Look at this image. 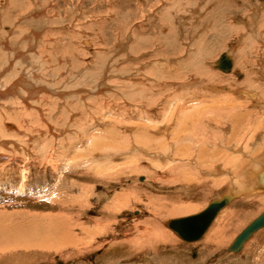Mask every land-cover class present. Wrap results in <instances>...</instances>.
I'll return each instance as SVG.
<instances>
[{
	"label": "rangeland",
	"instance_id": "374dc122",
	"mask_svg": "<svg viewBox=\"0 0 264 264\" xmlns=\"http://www.w3.org/2000/svg\"><path fill=\"white\" fill-rule=\"evenodd\" d=\"M37 9L40 13L35 14ZM32 32L38 35L24 37ZM0 38L5 40L0 43V71H16L15 61L13 69L7 68V55L21 63L18 92L7 100L28 95V88L40 82L36 87L50 90L46 97L53 102L44 105L46 115L39 119L37 110L28 112L27 104L15 100L14 114L0 119L5 140H0V232L8 238L29 231L20 243L26 240L27 245L0 241V264H264V229L239 254L226 252L264 212V192L258 197L239 194L200 241L186 243L167 227V221L200 213L213 200L237 191L232 184L242 178L234 175L237 169L224 165L229 159L239 161L241 168L246 162L248 170L258 154V160L264 159V148L252 141L255 149L249 145L248 152L246 146L223 140L231 132L218 129L213 121L217 113L207 111L211 97L224 94L240 101L239 90L248 89L237 84L244 83L247 74L258 76L263 68L264 0H0ZM43 42L49 47L47 58L40 57L44 54L39 46L34 48ZM27 51L29 58L22 56ZM225 53L234 58L243 77L213 67ZM161 78L169 92L161 97L158 87L152 88L140 98L162 102L157 107H167L172 124L167 131L141 133L147 126L161 125V118L131 117L138 103L134 96ZM191 88L207 93L208 100L194 99L186 111L206 112L201 124L213 122L214 145L208 150L219 151V157L201 168L190 163L194 178L183 184L177 177L184 166L208 145L199 142V131V137L208 134L201 136L200 125L190 126L192 117L186 121L169 112L170 106H177L176 99L191 100ZM39 100L35 95L34 103ZM178 120L185 126L182 130ZM7 122L18 130L8 128ZM4 129L11 134L4 135ZM191 133L198 143L194 138L178 141ZM186 207L193 211L173 215V209ZM230 214L234 219L224 234L206 244L218 221ZM61 216L73 226V243L51 250L38 247L50 245L42 240L47 236L42 224ZM31 226H39L40 234Z\"/></svg>",
	"mask_w": 264,
	"mask_h": 264
},
{
	"label": "bare ground",
	"instance_id": "6f19581e",
	"mask_svg": "<svg viewBox=\"0 0 264 264\" xmlns=\"http://www.w3.org/2000/svg\"><path fill=\"white\" fill-rule=\"evenodd\" d=\"M28 1V0H27ZM17 5V4H16ZM38 6V5H37ZM33 10V9H32ZM40 13L39 10H35V14H38ZM32 16V14H31ZM36 16L33 15V18H35ZM30 18V17H29ZM260 28V27H259ZM262 30V29H261ZM26 35V36H25ZM24 37H30L32 35H38L37 33H30V34H25ZM18 38V37H17ZM137 38V37H135ZM136 40V39H135ZM140 41V40H139ZM5 42V40L3 38H0V43L3 44ZM12 43V42H11ZM143 43H145V39L142 40L141 42H138V44L134 47L131 48V51H136L139 49V46ZM162 44V42H160ZM37 46H39V49H40V52L41 54H44L42 56H40L41 58L43 57H46L47 58V51L46 49L49 48L48 47V44H46V42L41 45H37L34 44V48H36ZM41 46V47H40ZM38 48V47H37ZM142 51V50H141ZM248 51V50H247ZM29 51H27L26 53H22V56H25L27 58H29L30 56L27 54ZM136 53V52H135ZM38 54V53H37ZM226 55H228L231 60H232V68L229 70V71H223V70H220L218 67H217V61H215L214 63V68L224 72V73H231L232 74H236L239 78L243 77V73H241L240 71H238V69H236L235 65H234V58L232 56H230L228 53H225ZM12 55H7V61H6V65H7V68L8 69H13V66H12V63L13 61L16 62L15 64V70L16 71H12L10 73V75H8V72L7 71H3V73L0 71V119L2 120H5L3 115H8L10 114L11 116L14 114V112H12V110H15L16 107L13 106V102L15 100H18L20 101V103L22 104H27L25 105L28 112H30L31 110H37L38 111V114L37 116L40 117L43 116L44 114L46 115L45 111L43 110L44 109V105L47 104V103H53L52 101H50V96L48 97L47 99V95L46 93H48V89H46V87L44 86H39V87H36L38 86V84L40 82H36V84H33L31 85V87H29V94L28 95H21L19 98L17 99H10V100H7L8 98L12 97L13 94H16L18 92V86L20 85V73H19V68L21 66V63H19L17 60H15L14 57H12ZM222 56V55H221ZM220 56V57H221ZM34 58V57H33ZM264 58V57H263ZM45 59V58H44ZM220 59V58H219ZM48 60V59H47ZM46 61V60H44ZM236 61V60H235ZM261 63V62H260ZM263 64V63H262ZM12 66V67H11ZM6 72V73H5ZM174 73V72H172ZM173 75V74H171ZM166 76V75H165ZM174 76H172L173 78ZM19 80H18V79ZM159 79V78H158ZM143 80V79H142ZM164 80V81H163ZM146 81V80H145ZM160 80H158L159 82ZM244 83H240V84H237V86L234 84L233 86L235 87H238L240 85L242 86H246V88L248 90H245V89H242V90H239V93L238 95H240L241 97V100H237L235 99L234 97L232 96H226L223 94V96H220L217 98H213L211 97V103L210 105L207 106V111L209 112L208 108H212L213 112L212 115L214 116L216 113H217V117L220 118V119H217V117L215 119H213V121L215 122V125L218 126V129H220L222 131L223 127L224 129H226V132L224 133H228L229 131L231 132V134L229 135V137L227 139H223V140H227V143H236L237 146H243L242 149H244L245 147V151H250L251 152V148L253 147L251 145V141L253 142V145L255 147H261L264 148V66L263 68H261L258 72V76H256V74H252L251 76L250 75H246V78H245V81H243ZM154 84V83H153ZM168 85L167 84V81L163 78H161V81L159 82V84L155 83L154 85H149V90L148 88H143L142 89V92L136 94L134 97L136 100V102H138L137 104H135V109L134 111H132V113L130 114V116L132 117V115H135L134 113H136V116L139 115L140 117H145L143 116L144 114H146L147 117H145L146 119L148 120H152L153 116H156L158 117L159 119L161 118V125H156V126H147L145 127V130H142L140 131L141 133H148L149 134V129L151 130H157L158 132H163V131H167L171 124H172V117L168 118V116L166 115V108H160L158 109V105L162 102H159V104L157 105V100L153 103L149 102L147 103V98L145 100V98L142 100L140 97H144L143 95L148 93L150 91V89L152 88H157L158 87V90H159V94L161 97L164 96V93L166 91H168L169 89L168 88ZM187 85V84H186ZM30 86V85H29ZM156 86V87H154ZM173 86V85H172ZM177 86V85H176ZM136 87V85H133L132 88ZM184 87V86H183ZM187 87V86H185ZM137 88V87H136ZM176 88V87H175ZM22 89H24V87H22ZM192 89V88H191ZM190 89V90H191ZM206 89V88H205ZM204 89V90H205ZM31 90V91H30ZM48 90V91H47ZM134 90V89H133ZM157 90V91H158ZM194 89L191 90V92L188 91V94L192 95L193 97L191 98V100H183V102L179 101L178 99H176V101H178L177 103V106L175 108H172V106H170L171 108H169V112L170 114L172 115H176V114H179L178 115V118L181 117V118H191L194 119L190 126L192 128H195L197 125H200L202 126V130L201 131V136H204V134H208V138L206 137H199L198 134H200V131L199 133L196 135L199 139H200V143L203 141L205 142V144L207 143L208 145L206 146L207 148L205 149V147H203V145L201 146V148H199V152L198 154L196 155V159H190L189 162H187V164L184 166L183 168V173H182V176H178V180L179 181H182L183 184H188L191 182V180L194 178V169H192V165L196 168V167H199L201 168L200 165H204V162L206 163H209L210 161L213 162V160H211L212 158H215L216 154L218 155V152L215 151V153H212L208 150V147L214 144H212L210 142V139H211V136H210V131H212V123L210 124L209 121L211 120H207L208 117H206L207 119V123L208 125L206 124L204 126V124L206 122H204V124H201L202 123V117L201 115H205L206 112L202 111V109H198L197 110H193V112H189V111H186L188 110L187 108H189V104L193 101H197V100H194V99H202V100H205L207 101L208 98L206 96L207 93H204V92H200V91H193ZM218 90V89H216ZM215 90V91H216ZM40 91L42 93V91H44L45 93L41 95ZM136 91V90H135ZM203 91V90H202ZM225 91V90H223ZM36 92V93H34ZM164 92V93H163ZM169 92V91H168ZM209 92V91H208ZM38 93V94H37ZM52 93V92H51ZM50 93V94H51ZM171 93V92H170ZM177 93V92H176ZM185 93V92H184ZM153 94V93H152ZM166 94V93H165ZM180 94V93H179ZM38 97L40 98L39 101H35V103H38L39 106H35L36 104L34 103V97ZM66 94H60V96H65ZM156 94L154 93L153 96H155ZM133 96V95H132ZM148 96V95H147ZM157 96V95H156ZM155 96V97H156ZM167 96V95H166ZM210 96V95H209ZM236 96V95H235ZM154 97V98H155ZM180 97V96H179ZM215 97V96H214ZM159 97H157L158 99ZM239 98V97H238ZM52 99V98H51ZM38 100V99H36ZM112 100V99H111ZM130 100V99H129ZM151 100V99H150ZM161 100V99H158V101ZM163 100V99H162ZM58 101V100H57ZM134 101V100H133ZM164 101V100H163ZM173 101V100H172ZM3 102V103H2ZM167 102H168V99H167ZM188 102V103H187ZM173 103V102H171ZM259 103H261V107L260 109H255L256 107H260L259 106ZM16 104V103H15ZM19 104V103H17ZM130 104V103H129ZM133 104V102H132ZM131 104V105H132ZM188 104V105H187ZM250 105H253L252 108H249ZM49 106V105H48ZM162 106V105H161ZM174 106V105H173ZM49 108V107H48ZM60 108V107H59ZM128 108V107H127ZM194 107H192L191 109H193ZM254 108V109H253ZM132 109V108H130ZM128 109V112L126 111V113H129V110ZM171 109V111H170ZM26 110V111H27ZM173 110H174V113H173ZM157 111V112H155ZM16 112V111H15ZM215 113V114H213ZM25 114L28 115H32L31 113H27L25 112ZM169 115V114H168ZM26 116V115H25ZM207 116V115H206ZM35 117V116H34ZM164 121H162L163 119ZM214 118V117H213ZM7 119V118H6ZM26 119H28V117H26ZM205 119V118H204ZM223 119L227 124L226 126L224 125V123L222 122ZM0 120V121H1ZM8 120V119H7ZM156 120V119H155ZM188 120V119H187ZM186 120V121H187ZM205 120V121H206ZM14 121V120H13ZM49 121V120H48ZM180 122L177 123L176 125L179 126V129L182 130L185 126L184 125H181L182 124V121L178 120ZM189 121V120H188ZM3 122V121H2ZM28 122V120H27ZM163 122V123H162ZM174 122V121H173ZM189 123V122H188ZM2 125V123H0ZM4 124V123H3ZM17 124V123H16ZM137 124V123H136ZM159 124V123H158ZM163 124V125H162ZM6 126V125H5ZM145 126V125H144ZM7 127L8 128H11V129H14V130H18V128L15 127V125L13 123H10V122H7ZM6 127V128H7ZM36 127V126H35ZM132 127V126H131ZM150 127H153V128H150ZM215 127V126H214ZM5 128V129H6ZM3 130V134L4 135H8L7 131L9 130ZM20 129V128H19ZM27 129V128H26ZM30 129V128H29ZM48 131L47 133H49L51 130H52V126L48 125L47 127ZM129 129V127H128ZM144 129V128H142ZM11 131V130H10ZM13 131V130H12ZM136 131V129H135ZM144 131V132H143ZM195 131V130H194ZM197 131V130H196ZM9 132V131H8ZM55 132V131H54ZM57 132V131H56ZM87 132V131H86ZM114 132V131H113ZM138 132V131H137ZM223 132H220L223 133ZM6 133V134H5ZM10 133V132H9ZM16 133H19V132H15ZM36 133V132H35ZM132 133V132H131ZM152 133V132H151ZM165 133V132H164ZM212 133V132H211ZM11 134V133H10ZM14 134V133H13ZM166 134V133H165ZM173 134V133H172ZM17 136V134H16ZM130 136V135H129ZM136 136V135H135ZM169 136V135H167ZM195 134L194 133H191V135H180L179 138H178V141L179 142H183V141H186L187 139L188 140H193V142H196L198 143V140H196V138L194 137ZM148 137V136H147ZM172 137V136H171ZM174 137V136H173ZM176 138V137H175ZM174 138V140H176ZM226 138V137H225ZM3 135L0 136V140L2 141H5L3 140ZM142 139V138H140ZM115 140V139H114ZM144 140V139H143ZM153 140V139H152ZM151 140V141H152ZM173 140V141H174ZM202 140V141H201ZM212 140V139H211ZM216 140V139H215ZM221 140V142L223 141ZM2 141H0V145L3 143ZM56 141V140H55ZM148 141V140H147ZM150 141V140H149ZM43 142V141H42ZM142 142V140L140 141ZM153 142V141H152ZM226 142V141H225ZM62 143V142H60ZM138 143V142H137ZM244 143H246L245 145H243ZM26 144V143H25ZM24 144V145H25ZM30 144V143H29ZM63 144V143H62ZM144 144V143H143ZM172 144V143H171ZM204 144V143H203ZM67 145V144H66ZM70 145V144H69ZM166 145V144H164ZM170 145V144H169ZM175 145V144H174ZM186 145V143H185ZM217 145V144H216ZM251 145V148H249ZM63 146V145H61ZM119 146V145H118ZM225 146V144H224ZM236 148H240V147H237ZM249 146V147H248ZM159 147V146H158ZM157 147V148H158ZM161 147V146H160ZM165 147V146H164ZM214 147V146H213ZM222 147V146H221ZM226 147V146H225ZM129 148V146H128ZM169 148V147H168ZM168 148H165V149H168ZM174 148V147H173ZM241 149V148H240ZM250 149V150H249ZM253 149H255L253 147ZM28 150V149H27ZM158 150V149H157ZM162 150V149H161ZM164 150V149H163ZM212 150V149H211ZM263 150V149H262ZM142 151V150H141ZM167 151V150H166ZM259 151V150H258ZM125 152V151H124ZM164 152V151H162ZM210 152V153H209ZM253 152V151H252ZM131 153V152H130ZM133 153V152H132ZM131 153V154H132ZM262 153V152H261ZM122 154V153H121ZM127 154V153H126ZM205 154V155H203ZM242 154V153H241ZM248 155H250L249 153H246ZM191 156H195L194 153L190 154ZM233 155V154H232ZM231 155V157H232ZM104 156V155H103ZM122 156V155H121ZM169 156V155H168ZM188 156V155H187ZM202 156V157H201ZM243 156L245 157V155L243 154ZM251 157L254 156V160L256 159L255 156H256V153L253 155V153L250 155ZM259 157V154L257 155ZM256 156V157H257ZM113 157V156H112ZM125 157V156H124ZM207 157V159H206ZM219 157V155H218ZM249 157V156H248ZM258 157H257V160L255 161L256 163H254V167H251L248 169H246V162H245V166L242 165V168L241 166H239V164L236 165V163H238L239 161H234L233 163V159H231L232 162H226L224 163L225 166H229L231 165V167H233L234 169H237L235 171V176H240V181L238 180V183H233L232 185H234V188H236L235 190H237L235 193H226L224 195H227V196H230L232 201L238 197V195L240 194L241 196L243 197H248V196H252V195H256L257 197L260 196L261 192H264V159L262 160H258ZM246 158V157H245ZM244 158V159H245ZM215 159H218V158H215ZM222 159V158H221ZM224 160V159H223ZM222 160V161H223ZM242 160V159H241ZM252 162H253V159H252ZM191 163V164H190ZM214 163V162H213ZM232 163V164H230ZM244 164V162H243ZM207 165V164H206ZM204 167V166H202ZM218 167H216V170H217ZM220 172V171H219ZM239 174V175H237ZM227 181V179H222L221 182L224 183V181ZM236 182V181H235ZM119 198V197H118ZM119 207V206H118ZM122 206L119 207V209L121 208ZM227 207V206H226ZM225 207V208H226ZM207 208V207H206ZM225 208L220 211V213L217 215L219 216L220 214H222V212L225 210ZM167 211V210H166ZM193 209H191L190 207H186V208H175L172 210V213L173 215H180V214H185V213H189V212H192ZM204 211V210H203ZM202 211V212H203ZM201 213V212H200ZM199 213H196L194 215H197ZM194 215H189V216H194ZM189 216H184L185 217H189ZM216 216V218H217ZM60 217V216H59ZM183 217V216H182ZM182 217H179V218H182ZM63 217L61 216V218H53V217H49V219L47 220V222L45 221V223H43L42 225V229L44 230L45 235L47 234L46 238L43 239L42 237V240L46 241L47 240V243H49L50 245H43V244H37L38 247H41V248H45V249H49L51 250L50 248H60L59 246H65L67 244H69L70 242L73 243L74 241V237H76L72 232H71V226L72 224L69 225V223L65 220V219H62ZM214 219L212 224L210 225V227L215 223V221L217 219ZM176 219V218H175ZM234 219V215L230 214L228 215L227 217H223L220 219V221H218L217 223V228L216 230L214 231V233L210 234L209 237L207 236V241L205 242L206 244H210L212 242H210L211 238L214 239L217 235H223L224 231L226 230L228 224H230V222ZM256 219V218H255ZM71 220V219H70ZM40 222V221H39ZM168 223V221H167ZM3 228V227H2ZM31 228L34 229V231H36V234L39 235L40 234V231L38 230L39 226H31ZM73 228V226H72ZM245 229V228H244ZM264 229V228H263ZM5 230V229H4ZM209 230V229H208ZM207 230V231H208ZM262 230V229H261ZM39 231V233H38ZM207 233V232H206ZM205 233V234H206ZM10 234V233H8ZM29 234V231L27 230L26 232L23 231V230H19V231H16V233H14L12 235V237H6L3 233L0 232V241L5 244L6 243H11L12 241H15L16 242V245L19 246V245H23L26 244V240L24 241V243L20 244L22 242V240L26 239V235ZM204 234V235H205ZM11 235V234H10ZM32 235V234H31ZM239 235V234H238ZM237 235V236H238ZM255 235V234H254ZM253 235V236H254ZM52 236V237H51ZM173 236V235H172ZM236 236V237H237ZM41 237V236H40ZM204 237V236H203ZM235 237V238H236ZM39 240V239H37ZM76 240V239H75ZM219 240H222V238H220ZM235 240V239H234ZM233 240V241H234ZM30 242V241H29ZM214 242V241H213ZM14 243V242H13ZM46 243V244H47ZM55 243L58 245L55 246ZM14 246V247H17V246ZM27 245V244H26ZM34 245V244H33ZM246 245V243H245ZM245 245H244V248H245ZM29 246H25V248H28ZM244 248L242 250H244ZM234 254V253H232Z\"/></svg>",
	"mask_w": 264,
	"mask_h": 264
},
{
	"label": "water",
	"instance_id": "95a60500",
	"mask_svg": "<svg viewBox=\"0 0 264 264\" xmlns=\"http://www.w3.org/2000/svg\"><path fill=\"white\" fill-rule=\"evenodd\" d=\"M217 67L223 71H229L232 68L231 58L223 54L217 62ZM232 202L230 196L223 195L213 200L209 206L201 213L169 220L167 227L172 230L181 240L186 243L200 241L207 230L210 228L213 220L226 206ZM264 228V212L254 219L227 248V253L239 254L254 234Z\"/></svg>",
	"mask_w": 264,
	"mask_h": 264
}]
</instances>
